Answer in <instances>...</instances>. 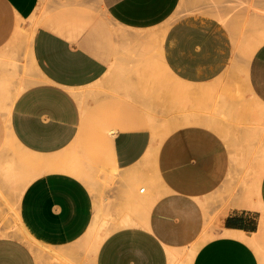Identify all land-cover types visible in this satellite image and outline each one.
<instances>
[{"label":"crops","instance_id":"obj_1","mask_svg":"<svg viewBox=\"0 0 264 264\" xmlns=\"http://www.w3.org/2000/svg\"><path fill=\"white\" fill-rule=\"evenodd\" d=\"M100 1L120 26L153 33L116 35L101 56L53 6L40 25V0H0V108L12 140L43 159L0 154L19 227L0 223V264H79L101 192L139 208L92 264H264V168L246 189L232 157L264 156V0ZM89 84L102 85L88 106L108 113L109 136L85 122L75 91ZM78 142L112 156L108 185L66 154Z\"/></svg>","mask_w":264,"mask_h":264},{"label":"rangeland","instance_id":"obj_2","mask_svg":"<svg viewBox=\"0 0 264 264\" xmlns=\"http://www.w3.org/2000/svg\"><path fill=\"white\" fill-rule=\"evenodd\" d=\"M49 6L65 14L70 23V30L73 39L87 46L89 49L101 56H108L110 53V45L114 40V36L133 33H153L144 31H135L120 26L113 21L100 0H40L37 10L36 19L38 23L45 21L50 14ZM68 21V22H69ZM167 27L161 29L164 33ZM102 85L89 84L80 86L76 91L80 103L83 106L85 114V122L93 134L111 135L114 133V122H110L108 113H103L104 108L89 107L88 102H94V94L96 90H100ZM17 91H6V96L13 95ZM5 96V97H6ZM101 103V102H100ZM1 104H7L5 98L1 100ZM109 109V108H108ZM109 112V110H108ZM4 153L7 157L27 161L32 155L23 151L11 138L6 126L5 107L0 108V154ZM68 156L78 160L91 162L97 169L101 182H109L111 155L97 154L96 149L90 144L74 143L66 151ZM19 155V156H18ZM236 155V162H245L246 169L235 171L238 177L239 185L246 189H250L253 183L257 181L259 175L264 168V156L248 151L245 155ZM106 169V170H105ZM9 185L12 181L8 182ZM108 185V184H107ZM102 193V192H101ZM97 194L94 199V216L95 229L93 233L84 241V256L79 264H92V255L103 238L115 229L124 224L120 222L121 217L135 214L134 208H139L137 198H102V194ZM11 194L2 192L0 189V223L7 226V232L13 233L19 229L16 217V203L18 198H10ZM114 200V205H112ZM113 207V208H112ZM132 209V210H131ZM214 220L209 219V222Z\"/></svg>","mask_w":264,"mask_h":264},{"label":"bare ground","instance_id":"obj_3","mask_svg":"<svg viewBox=\"0 0 264 264\" xmlns=\"http://www.w3.org/2000/svg\"><path fill=\"white\" fill-rule=\"evenodd\" d=\"M19 156V155H18ZM42 161H43V159H42ZM42 161H40V160H37V158L36 157H28V159H27V161H26V163H27V166H31L30 168H33L32 166H34V165H36L37 163H41ZM46 162V161H45ZM44 162V163H45ZM17 166H19V165H17ZM25 166V165H24ZM23 166V167H24ZM37 166V165H36ZM13 167V166H12ZM11 167V168H12ZM28 168V167H27ZM16 169H18V167L16 168ZM15 168H14V170H16ZM30 170V169H29ZM26 171V170H25ZM12 172V171H11ZM30 172H32L31 170H30ZM9 173H10V171H9ZM13 174L14 175H16L15 174V172H13ZM18 175V174H17ZM37 176V175H36ZM15 177V176H14ZM18 177V176H17ZM9 178V177H8ZM19 180V179H18ZM142 187V186H141ZM144 187V186H143ZM145 188V187H144ZM142 189V188H141ZM143 190V189H142Z\"/></svg>","mask_w":264,"mask_h":264},{"label":"built area","instance_id":"obj_4","mask_svg":"<svg viewBox=\"0 0 264 264\" xmlns=\"http://www.w3.org/2000/svg\"><path fill=\"white\" fill-rule=\"evenodd\" d=\"M142 189H143V188H142ZM142 189H141V190H142Z\"/></svg>","mask_w":264,"mask_h":264}]
</instances>
